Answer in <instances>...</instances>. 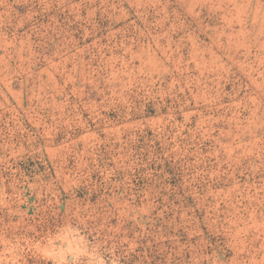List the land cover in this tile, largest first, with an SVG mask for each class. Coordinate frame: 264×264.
Here are the masks:
<instances>
[{
	"label": "rangeland",
	"instance_id": "rangeland-1",
	"mask_svg": "<svg viewBox=\"0 0 264 264\" xmlns=\"http://www.w3.org/2000/svg\"><path fill=\"white\" fill-rule=\"evenodd\" d=\"M0 264H264V0H0Z\"/></svg>",
	"mask_w": 264,
	"mask_h": 264
}]
</instances>
